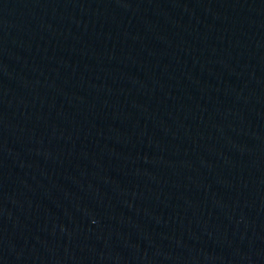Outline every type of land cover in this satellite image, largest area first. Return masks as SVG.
Segmentation results:
<instances>
[{
  "label": "water",
  "instance_id": "obj_1",
  "mask_svg": "<svg viewBox=\"0 0 264 264\" xmlns=\"http://www.w3.org/2000/svg\"><path fill=\"white\" fill-rule=\"evenodd\" d=\"M0 264H264V0H0Z\"/></svg>",
  "mask_w": 264,
  "mask_h": 264
}]
</instances>
